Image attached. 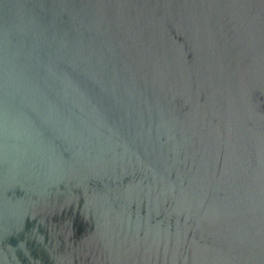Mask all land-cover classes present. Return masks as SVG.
<instances>
[{
	"label": "water",
	"instance_id": "obj_1",
	"mask_svg": "<svg viewBox=\"0 0 264 264\" xmlns=\"http://www.w3.org/2000/svg\"><path fill=\"white\" fill-rule=\"evenodd\" d=\"M0 264H264V0H0Z\"/></svg>",
	"mask_w": 264,
	"mask_h": 264
}]
</instances>
